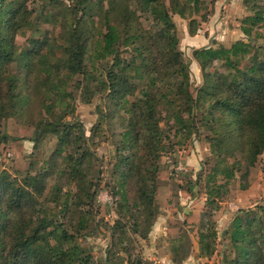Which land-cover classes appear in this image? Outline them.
I'll return each instance as SVG.
<instances>
[{
    "label": "trees",
    "instance_id": "16d2710c",
    "mask_svg": "<svg viewBox=\"0 0 264 264\" xmlns=\"http://www.w3.org/2000/svg\"><path fill=\"white\" fill-rule=\"evenodd\" d=\"M105 2L71 0L64 6L62 37L55 40V49L51 47L53 43L48 44L50 51H55L54 67L51 52L41 55L45 42L32 41L38 44L32 57L40 58L35 66L29 61V53L21 55L15 49L17 36L31 27L28 0H0V114L6 111L5 84L9 85L8 102L21 103L22 91H30L36 82L35 93L43 89V84L46 87L44 97L52 103L46 105L49 114L54 106L74 114L77 108L68 86L77 75H82L87 83L77 81L75 87L86 103H92L93 95L101 93L107 102L124 111L122 148L118 149L120 159L116 163L122 180L121 197L123 204L129 206L125 185L127 179L134 180L137 200L133 206L144 213L153 210L155 179L169 146L161 127L162 117L165 114L175 122L177 131H184L188 123L194 124L196 113L201 112L200 122L210 127L207 138L222 161L197 181L202 182L206 193L207 210L218 208L239 166L237 162L223 166V161L226 163L227 157L240 151L253 165L254 157L264 153V32L260 31L264 29V0L245 1L253 2V14L243 20L244 39L230 46L219 44L194 51V59L205 76L199 101L189 92L190 67L179 53L180 37L173 15L183 19L199 15L207 0H170L171 5L166 0H109L106 8ZM55 8H63L61 0H55ZM95 9L101 12L104 30L94 25ZM138 13L147 14L155 29H142ZM55 17L60 20L56 9ZM201 18L206 19L203 15ZM193 22L197 21L191 19L190 23ZM194 27L190 36L201 31V26ZM58 52L60 57L56 56ZM129 53L133 55L131 60ZM15 62L19 72H29V81L22 84L19 76L9 73V66ZM216 63L225 72L207 71ZM92 82L94 88L90 86ZM36 95L32 96L37 98ZM39 124L57 135L59 158L71 146H78L76 152L63 158L76 190H83V195L63 191L62 185L57 184L46 204L41 202L46 175H29L20 183L9 173L0 172V264H90L89 255L76 241L90 213L80 214L79 227L73 231L66 225L71 208H76L79 200L92 204L95 184L90 189L81 187L88 151L83 125L58 119L55 123L42 119ZM228 233L238 251L233 264H264V205L237 215ZM216 239L214 228L201 231L203 257L214 254Z\"/></svg>",
    "mask_w": 264,
    "mask_h": 264
},
{
    "label": "rangeland",
    "instance_id": "374dc122",
    "mask_svg": "<svg viewBox=\"0 0 264 264\" xmlns=\"http://www.w3.org/2000/svg\"><path fill=\"white\" fill-rule=\"evenodd\" d=\"M61 1L62 9L55 8V0H28L31 27L19 34L14 44L21 55L30 54L29 61L32 66L40 62L39 57H32L38 45L32 41L45 42L41 55H50L48 44L53 43L51 47L55 49V40L62 37V21L65 17L63 9L71 0ZM105 1L106 8L109 0ZM218 1L222 3L219 9ZM245 1L247 0H207L202 4L199 15L187 19L178 14L173 15L180 37L179 53L190 67L189 92L193 99L200 100V89L205 83V76L194 59L196 48L193 47H200L201 43H190L191 29H194L195 25L197 28L201 26L198 35L209 36L214 41L206 42L204 48L216 47L219 44L230 46L244 39L241 30L243 20L253 14V2L247 4ZM166 2L171 5L170 0ZM55 9L56 14L60 15V20L55 17ZM217 10L225 27L230 31L229 34H224L222 41L215 40L217 35L214 34L218 33L217 30L210 31L208 25L206 26L217 14ZM97 11L95 9L93 12L94 25L104 30L101 12ZM202 15L206 17L205 20L201 18ZM137 19L145 31L155 29L154 22L147 14L138 13ZM191 19H195L196 24H191ZM235 30H240L243 38L236 34ZM260 31L264 32V29ZM56 56L60 57L61 53L58 52ZM132 57V53H129L128 58L131 60ZM50 62L55 67V51L51 52ZM17 64L15 62L9 66V73L19 76L23 84L29 81V72H19ZM207 71L222 73L225 69L221 68L220 63H216ZM81 80L82 84L87 83L82 75H77L68 86L77 108L74 114H66L55 106L49 114L46 105L52 103L44 97V84L43 89L36 91L37 98L32 96L36 94L37 82L30 86V91H22L24 101L21 103L8 102L9 85L3 86V98L7 102L4 104L6 111L0 114V172L9 173L20 183L25 182L29 175H46V189L41 197V202L44 200L46 204L57 184L62 185L63 191L72 190L74 194L82 196L83 190H76V182L72 179L71 170L67 168L63 158L70 152H76L78 146H71L70 150L65 151L59 158L56 152L57 135L46 126H41L39 121L43 119L55 123L58 119L65 123L82 124L88 140V151L82 166L85 177L81 187L90 189L93 184L95 186L92 189V204L86 205L79 200L77 207L71 208L66 225L73 231L79 227L82 217L80 214L90 213L86 227L76 239L77 244L89 255L90 264L235 263L238 251L230 241L228 230L237 215L264 205V153L254 157L253 165L249 164L246 155L240 151L227 157L228 161H223V166L227 163H239L236 176L228 187V194L220 200L219 207L207 210V196L202 182L197 180L203 179L222 161L207 138L210 135V127L200 122V112L194 116V124L188 123L187 130L177 131L175 122L164 114L161 127L168 137L166 143L169 146L160 160V169L155 179L157 193L153 210L142 213L133 206L137 200L135 181L126 180L129 206L123 204L119 186L122 180L116 163L120 159L118 149L122 148L124 111H119L111 101L107 102L101 93L93 95L92 103H86L82 92L75 87V83ZM90 86L94 88V82ZM15 104L16 107H13ZM184 117L187 118V114ZM208 228H214L217 233L215 252L211 257H203L199 236L202 230Z\"/></svg>",
    "mask_w": 264,
    "mask_h": 264
},
{
    "label": "crops",
    "instance_id": "0c3cea01",
    "mask_svg": "<svg viewBox=\"0 0 264 264\" xmlns=\"http://www.w3.org/2000/svg\"><path fill=\"white\" fill-rule=\"evenodd\" d=\"M217 3H218L217 8L219 9V7L222 5V3L220 1H218ZM218 11L219 10H217V14L214 17H212L211 21L209 23H207L206 26L208 25L207 28L210 31H212L213 29L217 30L218 33L214 34V35H217V37H215V40L222 41L223 40V37H224V34H229L230 31L227 30V27H225V23L223 22V20H221V17L218 14ZM235 33L236 34H240V36H242L240 30H235ZM242 38H243V36H242ZM189 39H190V43L192 45L198 43V41H199V43H201L200 47H195L196 45H194L193 48H196V49L197 48H204V47H206L204 44L206 42H208L209 40H212L211 37H209V36H206V35L200 36L198 34L195 35V36H190L189 35ZM213 43H214V41H213ZM211 45H212V43H211Z\"/></svg>",
    "mask_w": 264,
    "mask_h": 264
}]
</instances>
